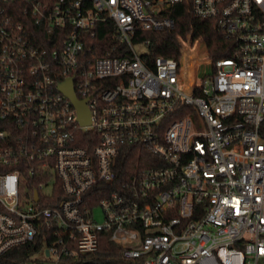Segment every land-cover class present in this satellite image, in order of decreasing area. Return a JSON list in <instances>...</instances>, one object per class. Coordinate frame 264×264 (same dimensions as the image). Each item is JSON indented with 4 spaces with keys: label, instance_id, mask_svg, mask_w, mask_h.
<instances>
[{
    "label": "built area",
    "instance_id": "obj_1",
    "mask_svg": "<svg viewBox=\"0 0 264 264\" xmlns=\"http://www.w3.org/2000/svg\"><path fill=\"white\" fill-rule=\"evenodd\" d=\"M185 1L224 34L194 82L135 40ZM104 240L122 264H264V0H0V264H118Z\"/></svg>",
    "mask_w": 264,
    "mask_h": 264
},
{
    "label": "trees",
    "instance_id": "obj_2",
    "mask_svg": "<svg viewBox=\"0 0 264 264\" xmlns=\"http://www.w3.org/2000/svg\"><path fill=\"white\" fill-rule=\"evenodd\" d=\"M166 15L175 20V26L172 28H164L160 31L155 30H139L138 34L135 37V40L141 42L143 40H149L150 45L148 47V51L145 54V58L149 62L153 60L155 57L164 55L165 57H173L175 59H179L182 55L181 46L182 40L189 39L191 37L192 43L200 40L209 47L217 41L224 37V34L219 30L217 26V22L214 19H203L194 16L191 11V4L187 1L185 2H177L174 4L169 10L165 12ZM99 30L101 32L104 31V28L100 26ZM99 39L101 41H106V37L103 34L99 35ZM195 66V65H194ZM193 66L192 75H194L195 68ZM205 64L199 65V69L203 68ZM192 68V67H191ZM193 76L191 77V81H193ZM194 82V81H193ZM124 158L123 165H129V163H136V156H129ZM102 196H98L95 201L96 202ZM109 242V241H108ZM105 240L101 245V250L97 252L96 261H113L118 264H122L123 260L117 255V251L119 246L114 242L108 243ZM114 250L116 255L112 254H104L102 250L104 248H108ZM40 247L38 245H29V246H21L12 251L5 254L2 258L3 264H25L28 256L35 252ZM80 260L69 261L68 264H81Z\"/></svg>",
    "mask_w": 264,
    "mask_h": 264
},
{
    "label": "rangeland",
    "instance_id": "obj_3",
    "mask_svg": "<svg viewBox=\"0 0 264 264\" xmlns=\"http://www.w3.org/2000/svg\"><path fill=\"white\" fill-rule=\"evenodd\" d=\"M136 47L141 55H143L148 50V47L146 45H137ZM181 49H182L181 51L185 52L184 62H183V69H184L183 72L185 76H187L188 81H190V78L192 76L194 77L195 80L197 74H199L198 72L199 65L208 62V55L212 57V55L210 54V48L208 45H206V43L200 40H197L196 42L192 43L190 37L189 39L182 40ZM193 66L196 69L194 75H192L191 73L193 70ZM204 68L205 66L201 68L200 72H202ZM97 218L101 219V212L99 208H98Z\"/></svg>",
    "mask_w": 264,
    "mask_h": 264
},
{
    "label": "water",
    "instance_id": "obj_4",
    "mask_svg": "<svg viewBox=\"0 0 264 264\" xmlns=\"http://www.w3.org/2000/svg\"><path fill=\"white\" fill-rule=\"evenodd\" d=\"M60 89H62L72 100L73 104L78 108L79 120L83 124H90L91 111L87 106V99H79L75 89L73 88L72 78H68L60 83ZM36 192V199H39V192Z\"/></svg>",
    "mask_w": 264,
    "mask_h": 264
}]
</instances>
